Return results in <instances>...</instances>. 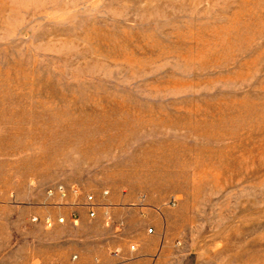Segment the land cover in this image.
I'll return each instance as SVG.
<instances>
[{
    "label": "rangeland",
    "instance_id": "rangeland-1",
    "mask_svg": "<svg viewBox=\"0 0 264 264\" xmlns=\"http://www.w3.org/2000/svg\"><path fill=\"white\" fill-rule=\"evenodd\" d=\"M0 162L133 196L167 264H264V0H0Z\"/></svg>",
    "mask_w": 264,
    "mask_h": 264
},
{
    "label": "crops",
    "instance_id": "crops-1",
    "mask_svg": "<svg viewBox=\"0 0 264 264\" xmlns=\"http://www.w3.org/2000/svg\"><path fill=\"white\" fill-rule=\"evenodd\" d=\"M50 188H15L0 162V264H167L178 256L169 220L153 218L150 232L135 218L133 196Z\"/></svg>",
    "mask_w": 264,
    "mask_h": 264
},
{
    "label": "built area",
    "instance_id": "built-area-1",
    "mask_svg": "<svg viewBox=\"0 0 264 264\" xmlns=\"http://www.w3.org/2000/svg\"><path fill=\"white\" fill-rule=\"evenodd\" d=\"M54 190H55L54 188H51L49 191L53 193ZM56 190L60 191L63 195H65L67 189L65 188V186L59 185L58 187H56ZM89 198L92 199V197H89ZM60 221H63V219H60ZM47 222L48 224H50L49 220ZM149 231L152 232V229H150Z\"/></svg>",
    "mask_w": 264,
    "mask_h": 264
}]
</instances>
